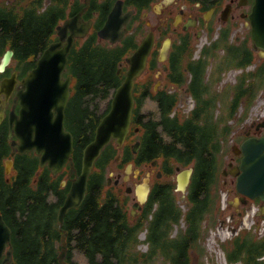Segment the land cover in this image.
<instances>
[{
  "label": "flooded vegetation",
  "instance_id": "1",
  "mask_svg": "<svg viewBox=\"0 0 264 264\" xmlns=\"http://www.w3.org/2000/svg\"><path fill=\"white\" fill-rule=\"evenodd\" d=\"M253 2L254 0H53L57 13L54 33L49 36L47 43L35 56L25 53H19L18 55L16 49L13 46L6 45V40L0 36V224L5 226L0 230V264H32V246L35 247L36 245L38 253L41 255L42 239L53 236L52 233L40 231V227L37 226L42 218L31 213L29 203L31 204L32 200L24 199V204L21 202L15 203L13 191L20 192L19 170L27 171L31 160L37 159L38 169L35 171L31 185L38 180L41 171H45L42 176L43 181L48 177L50 179H60L62 188L59 189L64 196L57 208L58 212L69 191L72 180L80 172L83 147L93 139L95 127L108 111L112 95L116 91L117 86L108 91L111 97L108 98V104L103 111L95 110L94 107L90 108L89 106L79 108L80 103L75 98L78 79L73 71L76 63L71 60L72 55H75V52L81 48L88 46L94 39L97 43L108 48H119L123 53L116 67V74L120 83L123 81L129 66L126 57L133 54L146 36L152 35V44L146 55L145 65L134 78L132 89L134 103L129 132L120 148L117 147L115 141L111 140L96 159L97 161L102 156L111 154L113 148L108 149L107 147L111 143L114 145L117 150L113 156L115 166L113 170L109 171L105 182L107 186L116 190L129 218L136 220L143 213L155 183L152 176L157 177V172L162 171V169H151L149 171L148 182L150 187L147 198L143 203L137 198L135 186L130 188L125 183L140 175L141 170L137 168L140 166L136 164V157L141 148V142L137 135L139 128L144 127L151 121L159 120L161 114L160 96H179L178 103L189 97L192 101L190 112L198 104L193 92L205 93L209 91V93H213L214 88L219 86L223 75L227 71L236 70L238 72L234 77L236 80L239 74H252L259 66L264 69V54L261 53L260 49H254L253 40L251 39V25L248 15ZM51 3L52 0H49L48 3L44 0L42 6L41 0H0V32H5V28L10 27L5 23V18L14 10L36 8L40 12L45 10ZM113 11H116L117 14L115 22L119 25V30L124 32L123 36L115 41L98 36V31L105 23L109 20L111 22L109 16ZM69 18H74L76 25L85 24L87 26L84 27L85 34L83 36L74 37L67 55L65 69L60 74V81L57 82L60 85L67 83L68 86V97L64 106L62 107L61 101H56L51 95L42 98V104L44 105L48 103L57 104L56 108H51V113L48 111L42 113V128L53 126L57 121L58 111L61 112L62 110L64 132L70 135L72 142V152L70 154L72 164L68 160L59 172L53 174L47 163L40 166L41 155L36 152L35 148L24 151L18 149L21 144V132L23 135H29V132L22 128V97L20 93L26 91V86L22 83L23 79L35 67L38 57L48 45L60 40L57 27L63 26ZM70 31V28L66 29L63 43L67 42ZM202 36L205 37V42L199 43ZM167 40L166 56L162 58L161 48ZM9 50L11 54L3 64L4 56ZM206 60L209 62L204 68ZM224 60H232V62L224 64ZM1 64L3 65L1 66ZM70 64L71 69L69 70ZM221 75L222 77L218 80ZM176 79L183 80L182 86H178L179 82ZM228 88L229 94L232 96L234 90ZM222 90H219V93ZM147 103L148 105H153V103L156 105V116L144 109ZM177 106H174L170 116H177ZM263 121L264 112L262 119L244 127L242 139L237 144L232 145L230 152L232 156L221 170L224 186H235L236 176L230 173V168L240 162L242 156L239 148L240 144L249 136L264 134L261 132L264 125L256 129V125ZM82 124H89L88 127H92L90 130H86ZM43 134L44 131L42 130V136ZM45 134L47 135V132ZM29 137L34 140L36 131H30ZM55 138L62 140L61 136H52V139ZM80 141L84 145L81 148L80 167L77 168L74 153L75 145ZM127 141H129L130 151L133 155L132 161H130L132 171L129 173L128 179H124V168L121 172L122 168L119 163ZM137 141L140 143V147L134 153L132 144ZM116 157H119L118 161H116ZM96 161L87 179L85 197L88 193L89 179L95 169ZM145 162L151 163L152 160ZM134 169H138V172L135 173ZM27 192L24 187L22 195L25 196ZM58 196V192L49 191V199H56ZM255 200L258 199L252 201ZM70 209L67 210L64 216L63 224H65ZM60 229L59 239H61L65 230ZM68 238V232H66L67 250L64 262L65 264H74L71 258L73 252H81L77 248H69ZM56 246L60 251V241L56 243ZM41 259H39L40 263H42ZM59 264L61 263L59 262Z\"/></svg>",
  "mask_w": 264,
  "mask_h": 264
},
{
  "label": "trees",
  "instance_id": "2",
  "mask_svg": "<svg viewBox=\"0 0 264 264\" xmlns=\"http://www.w3.org/2000/svg\"><path fill=\"white\" fill-rule=\"evenodd\" d=\"M41 2L43 6L44 0ZM5 23L10 27H6L5 32H0V36L6 40V45L13 46L18 55L25 53L35 56L54 33L57 23L55 4L52 0L40 12L36 8L14 10L7 15ZM122 54L119 48H108L94 39L88 46L72 55L71 60L76 63L73 71L78 79L75 98L80 103L79 108L89 106L97 110L96 99L106 98L108 91L120 84L116 67ZM208 62L205 61L204 68ZM231 62L232 60H224L223 63ZM263 70L259 66L252 74L240 75L237 82L229 86L234 90L232 96L227 91L193 92L198 104L182 118L178 114L175 117L170 116L179 102V96H160L159 120L139 128L137 137L141 148L136 164L160 159L164 174H169L173 166L193 168L188 194L191 207L186 213L181 212L177 203L175 187L157 180L143 213L136 220H131L117 192L105 182L106 167L113 161L117 151L111 143L107 148H113L112 153L96 161L84 201L78 208L69 210L65 224L61 227L68 232L69 248L79 249L88 264H147L157 257L163 258L169 264H191L190 250L200 247L197 243L201 235V222L209 209L210 185L215 182L218 155L230 127L224 117H219L215 112V105L220 100L225 101L228 108L223 109L224 114L231 118L243 101H246L244 113L239 118L243 120L257 90L264 84ZM220 78L221 76L218 80ZM176 80L179 82L178 86H182L183 80ZM205 86L207 88L206 84ZM82 126L86 130L92 127L89 128V124ZM129 141L122 152L119 163L121 167L133 158ZM83 145L81 141L75 145L74 160L77 168L80 167ZM37 169V159H32L27 171L19 170L20 192L13 191V195L15 203L24 204V199L32 200L29 203L31 213L42 218L37 223L40 231L53 234L50 238L42 239L41 255L37 246H32V264H59L56 243L60 241L61 229L56 220V212L64 194L59 189L62 188L60 179L48 177L45 181L42 180L45 171H41L38 180L31 185ZM24 187L28 191L25 196L22 195ZM51 190L59 193L56 199H49ZM182 215L187 221V227L179 234L172 235V226L179 223ZM144 231L148 248L142 251L138 248L139 235ZM229 243L230 247L225 248L228 262L242 260L244 264H264V235L259 238L249 233L237 235ZM201 254L199 251L198 255ZM40 258L42 263L39 262Z\"/></svg>",
  "mask_w": 264,
  "mask_h": 264
},
{
  "label": "water",
  "instance_id": "3",
  "mask_svg": "<svg viewBox=\"0 0 264 264\" xmlns=\"http://www.w3.org/2000/svg\"><path fill=\"white\" fill-rule=\"evenodd\" d=\"M116 11L109 16L110 20L98 31V36L104 39L115 41L124 34L119 30V25L115 22ZM251 25V39L253 40L254 49H260L264 54V0H254L251 11L248 15ZM85 24L76 25L74 18H69L63 26L57 27V34L60 40L56 43H50L48 47L40 54L36 61V65L32 68L22 83L26 86V91L21 92L22 97V128L29 132V135L20 134L21 144L18 146L20 151L35 148L39 153L40 166L45 163L52 169L53 174L59 172L64 164L69 160L72 164L70 154L72 152V142L70 135L64 132L62 125V110L58 111L56 122L53 126L42 128V113L48 111L51 113L52 107H57L56 103L42 104V98L51 95L56 101H61L62 107L68 97V86L60 85V74L65 69L67 55L74 40V37H81L85 34ZM70 28V34L67 42L63 43L66 29ZM152 35L146 36L142 44L133 52L132 55L126 57L129 64L124 80L117 86L114 92L109 110L102 116L95 128V135L83 148L81 158L80 173L70 184L69 191L64 199L63 204L57 212V221L61 228L64 216L68 209L79 207L85 197L87 179L91 172L95 160L99 156L101 150L111 140H114L117 147L120 148L129 131L130 118L133 108L132 89L134 78L142 71L145 65L146 55L152 44ZM168 40L161 48L162 58L166 56ZM11 54L9 50L4 56L3 64ZM1 64V66L3 65ZM264 125V121L256 125L259 129ZM36 131V137L32 140L30 131ZM42 130L44 134L42 136ZM137 130V129H136ZM47 132V135L45 134ZM54 137H62V140ZM67 139V140H66ZM140 143L137 141L132 145L134 153L138 151ZM240 152L242 154L240 162L230 168V173L236 176L235 189L240 194L229 200L228 203L237 206L245 204L249 199L258 198L262 201L256 215L260 217L264 214V134L260 136H249L240 144ZM43 150V153H42ZM119 157H116V161ZM156 160L152 161V165H156ZM176 190L185 192L190 182L193 172L192 167L180 169L176 168ZM132 171V164L125 166L124 178L127 179ZM137 173L138 169H134ZM161 176V172H157V177ZM149 178L143 177L141 182L135 185V191L138 200L143 203L147 198L149 191ZM5 227L0 224V230ZM66 231H63L60 239V252L58 261L65 264L64 257L66 255L67 244L65 240Z\"/></svg>",
  "mask_w": 264,
  "mask_h": 264
},
{
  "label": "rangeland",
  "instance_id": "4",
  "mask_svg": "<svg viewBox=\"0 0 264 264\" xmlns=\"http://www.w3.org/2000/svg\"><path fill=\"white\" fill-rule=\"evenodd\" d=\"M49 0H45L48 3ZM205 42V37L202 36L199 39V43ZM196 49V47H195ZM236 70L227 71L221 80L219 86H217L215 91L222 90V92L227 91L229 94V90L227 89L229 86L235 84L237 79L234 77L237 75ZM222 77V75H221ZM111 97L110 94L106 98H97L98 101V111H103L108 104V98ZM191 99L187 97L181 103L177 105V114L179 117H183L189 112L191 109ZM225 101H218L216 103L215 112L219 115V117H224V120L227 125H230L229 132L226 135V139L223 140L222 150L218 155V168L216 169V177L214 178V183L210 185V193H209V209H207L204 215V218L201 222V235L200 240L197 245H200L199 248L194 247L190 250L191 264H244L242 260L237 262L230 263L226 257L225 248L230 247L229 241H231L237 235L244 234H252L257 238L264 235V214L262 217L256 215L258 211L260 200L252 201L250 200L246 204H238L237 206H233L228 203L229 200H232L234 197L238 196V192L235 190L234 185L224 186L222 183L223 177H221V170L226 165L228 159L232 156L231 147L234 144H237L243 137L244 127H247L252 122H257L263 117L264 112V84L259 87L257 93L247 109V113L243 120H240L241 114L244 113V105L246 101H243V105L241 104L238 107L237 112L233 117H226L223 109L227 110L228 105ZM144 109L152 112L154 116H156L157 107L153 103V105L145 104ZM227 114V112H226ZM264 133V128L261 130ZM115 166V162L112 161L106 167L105 178L109 175V171L113 170ZM140 167H137L141 170L140 175L138 177H133L129 181H126L125 185L133 188L136 184L140 183L142 178L149 173L151 169L157 170L162 169L161 160L158 159L155 166H152L150 162H143L139 164ZM120 170L123 172L124 166L121 167ZM183 167H181L182 169ZM177 171L173 166L172 171L169 174H162L160 177L152 176V180L156 182L157 180L162 183H168L173 185L174 193L177 198V203L181 208L182 213H186V211L191 207L190 201L188 199L189 194V185L185 192H181L176 190V176ZM123 175V173H122ZM125 179V178H124ZM128 179V178H127ZM229 180V178H228ZM104 189L106 187L104 186ZM115 190V189H114ZM116 191V190H115ZM187 227V221L182 217L180 218L179 223H176L172 226V235H177L182 229ZM140 244L139 249L145 251L148 246L145 243L146 239V231L140 233L139 235ZM201 251L202 254L199 256L198 252ZM72 261L74 264H88L86 257L84 254L74 251L72 256ZM147 264H169L165 262L163 258L157 257L155 260Z\"/></svg>",
  "mask_w": 264,
  "mask_h": 264
}]
</instances>
